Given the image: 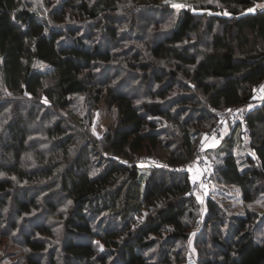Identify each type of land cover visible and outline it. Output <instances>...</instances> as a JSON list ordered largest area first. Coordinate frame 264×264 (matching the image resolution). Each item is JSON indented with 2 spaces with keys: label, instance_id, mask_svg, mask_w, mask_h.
I'll use <instances>...</instances> for the list:
<instances>
[{
  "label": "trees",
  "instance_id": "1",
  "mask_svg": "<svg viewBox=\"0 0 264 264\" xmlns=\"http://www.w3.org/2000/svg\"><path fill=\"white\" fill-rule=\"evenodd\" d=\"M134 1L167 12L158 0H0V234L25 248L10 263L264 264V8L246 10L261 0H189L152 37ZM126 32L140 46L118 54ZM99 103L115 119L97 138ZM236 105L249 108L245 154L232 144L243 125L227 121L208 192L193 189L195 147ZM219 183L239 186L244 214L214 199Z\"/></svg>",
  "mask_w": 264,
  "mask_h": 264
},
{
  "label": "rangeland",
  "instance_id": "2",
  "mask_svg": "<svg viewBox=\"0 0 264 264\" xmlns=\"http://www.w3.org/2000/svg\"><path fill=\"white\" fill-rule=\"evenodd\" d=\"M24 1L30 3L37 9L41 10L45 8L46 10H48V9L54 8L55 6H57V4L59 5L60 4L59 2L61 0H24ZM208 1L212 4L219 5V3L216 2V0H208ZM158 2L161 3L160 7L167 9V12L160 13L158 11L155 12L154 10H151V9L147 10L146 8H143V7L141 8L139 6L143 4L136 3L135 1L128 3L129 5H127L129 7L136 5L135 6L136 9H133L134 11H136V13L133 14V17H135L134 19L136 22H138V24L143 26V30H140L139 33L146 35V37H152V35L157 34L156 33L157 31L164 30L165 28L168 27V25L173 24L174 19H176V22L178 21L181 8L179 9L173 8L172 4H181V5H184V7L189 6L191 4L189 0H168L167 3L165 2V0H158ZM259 4H263V3H258L255 6H252L249 8L255 7L256 9V6ZM131 10L132 9L129 8V10L121 11L120 12L121 16L119 15V17H121L122 20L127 19L129 17V12ZM226 12L227 10H225L223 14H225ZM145 27H147V29ZM136 38L137 37L132 36L130 32L122 33L121 41L114 48V50L117 51L118 54H120L119 51H122V50H127L128 53H132L136 48L140 46V43L137 42ZM105 43L106 41L104 42V44ZM115 63H118V62H115ZM40 64L37 63V65H40ZM42 65L43 64H41L40 66ZM120 67H123V66L120 65ZM128 73L129 72L127 68H124L122 72H118V74H115V75H117V78H119L121 77V75H127ZM260 91L262 93L264 92V90L262 89H260ZM76 100H79V101L78 102L74 101L75 105L78 106L81 103L82 110H86V106L82 103L81 97L80 96L77 97ZM258 103H259V100L251 101L247 106L248 107L254 106L255 104H258ZM74 112H76L78 115L81 114L82 113L81 107L79 106L78 109L74 110ZM114 119H115V109H112V108L110 109L104 103H99L98 108H95L93 112L91 113L92 125L90 127L91 128L90 132L93 133V128H94L96 135L100 136L106 129H108L114 123ZM161 121L163 123V120ZM227 132H228V128H226V126L224 125L221 133H223V136H224L226 135ZM245 138L246 137L241 134V128L240 127L236 128L232 134V144H233V147H235L234 152L240 151L239 154H245L246 152V148H245L246 139ZM222 139L223 141L221 142L219 146L213 145V146L206 147L205 149L206 157L208 160L210 159L209 161L211 160L213 161L214 159L216 160L218 153L221 152L222 149L228 146L229 141L225 140L223 137ZM164 151L166 150L162 148V146L161 147L158 146L157 149L155 150V152L157 153H163ZM209 187L212 189L214 199H216L219 204L225 207L226 212L229 215L244 214L246 212L243 207V202L241 200V191H240L239 186L219 183V184H212ZM207 192H208V187L205 190V193ZM199 197H200V200L203 201L202 196L200 195ZM32 223L33 222L29 224H32ZM25 227L27 228L28 226H25ZM24 230L26 231L25 228ZM56 231H58V227L56 228ZM6 235L7 234H0V258L2 259L3 263H6V264L10 262H15V261L18 262L19 259H22L21 254H23L22 251L25 249L23 247L22 240L21 238H19V235L17 233L11 234L9 236H6ZM259 239L260 237L256 236V240L259 241ZM4 253L6 254L3 255ZM2 255L4 257H1Z\"/></svg>",
  "mask_w": 264,
  "mask_h": 264
},
{
  "label": "built area",
  "instance_id": "3",
  "mask_svg": "<svg viewBox=\"0 0 264 264\" xmlns=\"http://www.w3.org/2000/svg\"><path fill=\"white\" fill-rule=\"evenodd\" d=\"M264 4V0L261 2ZM264 84V79L260 81V83L256 86L254 95L261 96L262 92L260 91L261 85ZM231 109L232 111L229 112L227 110ZM227 109L223 114H221L216 121V123L205 133L204 138L212 137L213 139H220L221 138V131L223 126L227 121H239L243 125V135L247 136L249 134V127L247 123V115L249 113V108L244 105H236L231 108ZM203 139L197 144L193 154V162L198 168V177L194 178L191 182V187L194 188H201L205 190L208 184L209 179V165L210 161L206 157V146L203 142ZM138 162L142 163H154L160 164L157 159H153L151 156L143 155L138 159ZM173 168L187 170L189 168V162L182 163L181 165H173ZM185 264H198L196 259L193 255H188L185 261Z\"/></svg>",
  "mask_w": 264,
  "mask_h": 264
},
{
  "label": "snow or ice",
  "instance_id": "4",
  "mask_svg": "<svg viewBox=\"0 0 264 264\" xmlns=\"http://www.w3.org/2000/svg\"><path fill=\"white\" fill-rule=\"evenodd\" d=\"M165 2L167 3L168 0H165ZM172 7H173V8H177V9H179V8H183L184 5H181V4H172ZM256 7L264 8V4H259V5H257ZM247 11H248V12H254V11H255V7H254V8H249ZM225 14L227 15L228 13L226 12ZM261 89L264 90V85L261 86ZM81 99H83V97H81ZM44 102L47 103V100H45ZM137 103H140V101H137ZM227 111L231 112L232 110L229 109V110H227ZM93 134L96 135V133H95V129H94V128H93ZM97 138H99V136H97ZM93 174H95V173H93ZM197 199L199 200L200 197H197ZM68 204H71V201H69Z\"/></svg>",
  "mask_w": 264,
  "mask_h": 264
},
{
  "label": "crops",
  "instance_id": "5",
  "mask_svg": "<svg viewBox=\"0 0 264 264\" xmlns=\"http://www.w3.org/2000/svg\"><path fill=\"white\" fill-rule=\"evenodd\" d=\"M203 142H204V144H205L206 147L216 145V140L213 139L212 137L204 138L203 139Z\"/></svg>",
  "mask_w": 264,
  "mask_h": 264
}]
</instances>
